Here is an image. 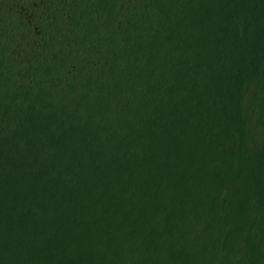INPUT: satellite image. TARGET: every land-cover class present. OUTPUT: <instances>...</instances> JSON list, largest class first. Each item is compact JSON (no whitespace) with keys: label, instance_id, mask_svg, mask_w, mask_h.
<instances>
[{"label":"trees","instance_id":"obj_1","mask_svg":"<svg viewBox=\"0 0 264 264\" xmlns=\"http://www.w3.org/2000/svg\"><path fill=\"white\" fill-rule=\"evenodd\" d=\"M0 264H264V0H0Z\"/></svg>","mask_w":264,"mask_h":264}]
</instances>
